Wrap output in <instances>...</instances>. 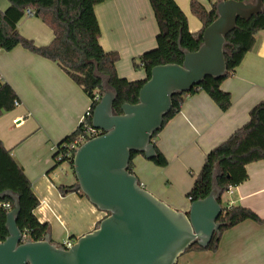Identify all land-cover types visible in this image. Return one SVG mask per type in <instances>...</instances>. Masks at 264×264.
Masks as SVG:
<instances>
[{"label": "crops", "instance_id": "obj_1", "mask_svg": "<svg viewBox=\"0 0 264 264\" xmlns=\"http://www.w3.org/2000/svg\"><path fill=\"white\" fill-rule=\"evenodd\" d=\"M175 1L186 14L190 31L199 32L202 23L191 13V0ZM8 7L9 0H0V11ZM95 13L102 48L120 54L118 75L128 81L145 79V72L136 70L133 62L157 45L159 29L149 0H108L96 6ZM18 29L38 47L54 40L53 31L37 17L25 16ZM0 81L8 83L20 101L0 117V139L32 183L40 201L35 214L40 223L49 224L51 240L74 244L107 215L81 194L63 195L58 190L68 184L58 182L53 157L58 144L84 120L91 100L56 63L22 47L0 51ZM221 89L232 97L227 112L200 92L187 97L180 112L161 130L155 143L168 161L165 168L140 154L133 159L142 187L177 211L190 209L188 194L208 153L246 125L253 107L264 102V30ZM246 169L248 180L224 194L223 205L245 207L264 221V161ZM215 254V264H264V224L245 221L224 232ZM190 256L203 258L208 252L193 251Z\"/></svg>", "mask_w": 264, "mask_h": 264}, {"label": "trees", "instance_id": "obj_2", "mask_svg": "<svg viewBox=\"0 0 264 264\" xmlns=\"http://www.w3.org/2000/svg\"><path fill=\"white\" fill-rule=\"evenodd\" d=\"M106 1L108 0H9L8 9L0 11V51L11 52L17 47H22L56 63L91 100L90 111L84 120L71 135L58 144L53 157L55 162L53 170L63 163H68L73 170L74 155L67 156L63 149L79 137L89 140V133L93 130V112L106 90L116 94L113 110L115 114L121 115L124 104L135 105L139 102L140 90L151 78L154 67L182 65L185 50L196 52L199 49L205 29L217 18L216 6L221 0L211 2L210 9L198 0H191V13L202 23V29L197 33L190 31L188 18L175 0H149L159 31L156 48L133 62L136 70H142L146 74L145 79L138 81L121 78L117 72L120 54L106 52L100 44L101 30L95 8ZM27 10H31L34 17L39 18L53 31L54 40L50 45L38 47L20 34L18 24L25 17ZM262 30L264 7L258 16L249 20H238L236 29L226 37L225 76L217 79L207 78L190 92L175 95L173 107L165 116L162 129L180 112L187 97L200 92L206 93L222 112H227L232 106V97L230 93L221 89L222 83L234 74L246 55L253 50L257 35ZM16 102L20 103L13 88L8 83L0 81V117L6 112L13 111L17 107ZM249 116L246 125L208 153L199 175L195 178L193 188L188 194L191 203L207 198L214 182L220 189L219 202L223 211L219 222L222 223V227L220 234L214 236L207 248L195 244L187 252H217L224 232L245 221L264 224L252 210L242 206H224L222 202L223 195L228 193L230 188L240 186L248 180L246 169L248 165L264 161V102L253 107ZM161 130L155 132L152 137L156 150V157L152 162L158 167L165 168L168 161L155 143ZM60 154H63V157L58 161ZM137 155L139 154L132 153L129 164L131 174H135L133 159ZM77 184L76 181L73 185H60L58 190L63 195L75 192L85 197L77 189ZM14 196L20 201L21 212L17 224L24 235V240L34 242L44 240L50 233V226L47 223H40L35 214L40 201L23 168L0 139V242L8 236L7 214L14 208L12 198ZM7 204L10 205L9 209L5 207Z\"/></svg>", "mask_w": 264, "mask_h": 264}, {"label": "water", "instance_id": "obj_3", "mask_svg": "<svg viewBox=\"0 0 264 264\" xmlns=\"http://www.w3.org/2000/svg\"><path fill=\"white\" fill-rule=\"evenodd\" d=\"M264 0H221L217 18L208 26L196 52L184 51L182 65L154 67L135 105L124 104L115 114L116 94L106 90L92 116L101 135L85 142L73 159L77 189L105 213L97 228L68 249L51 240H24L17 220L19 198L7 214L8 236L0 242V264H178L193 245L207 248L220 234L221 191L213 184L209 196L177 211L144 189L129 171L132 153L152 161L156 157L153 134L162 129L173 107V97L190 92L207 78L227 72L226 37L238 20L262 13Z\"/></svg>", "mask_w": 264, "mask_h": 264}, {"label": "rangeland", "instance_id": "obj_4", "mask_svg": "<svg viewBox=\"0 0 264 264\" xmlns=\"http://www.w3.org/2000/svg\"><path fill=\"white\" fill-rule=\"evenodd\" d=\"M199 2L204 3L205 6H209L211 2H215L217 0H198ZM60 177L58 182H61L60 180H63V182L67 183L68 185H71L76 182L75 176L73 173L72 168L68 163H63L55 170ZM193 251L185 253L182 257H180L178 264H215V253L213 251H202L199 253H206L208 252V256H199L193 258L191 255ZM203 255V254H201Z\"/></svg>", "mask_w": 264, "mask_h": 264}, {"label": "built area", "instance_id": "obj_5", "mask_svg": "<svg viewBox=\"0 0 264 264\" xmlns=\"http://www.w3.org/2000/svg\"><path fill=\"white\" fill-rule=\"evenodd\" d=\"M25 16H27V17H34V14H33V12H32L31 10H27ZM19 104H20V103H18V102L15 103V105H16L17 107L19 106ZM89 111H90V109L88 110V112H89ZM100 135H101V132H100V131L93 129V130L89 133V137H90L89 140L94 139V138H96V137H98V136H100ZM89 140H86V138H84V137H79V138L73 140L70 144H68V145L63 149V150H64L63 152H65L67 156H71L72 154L75 155V152H76V151H77V150H78V149H79V148H80L85 142H87V141H89ZM62 157H63V154H60L59 157H58V161H61V160H62ZM233 189H234V188H230L229 193L232 192ZM5 207H6L7 209H9V208H10V205L7 204V205H5ZM72 245H73L72 242H65V243L63 244V246H64L66 249L70 248Z\"/></svg>", "mask_w": 264, "mask_h": 264}]
</instances>
